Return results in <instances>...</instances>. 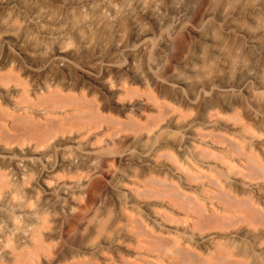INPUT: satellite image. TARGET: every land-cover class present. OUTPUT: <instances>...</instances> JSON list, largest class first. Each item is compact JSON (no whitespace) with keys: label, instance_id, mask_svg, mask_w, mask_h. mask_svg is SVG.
<instances>
[{"label":"rangeland","instance_id":"374dc122","mask_svg":"<svg viewBox=\"0 0 264 264\" xmlns=\"http://www.w3.org/2000/svg\"><path fill=\"white\" fill-rule=\"evenodd\" d=\"M172 3L176 8L166 14L174 21L183 17L176 30L170 24L162 28V23L158 30L145 20L152 64L159 33L174 41L164 61L150 69L154 81L143 74L136 78L138 65L135 74L129 71V53L141 47L131 21L125 20L117 33L108 13V20L98 23L82 7L90 20L84 32L91 43L84 49L75 39L62 38L63 59L53 67L68 79L74 70L86 69L98 51L100 61L90 73L103 77L108 66L113 68L105 79L109 91L90 80L77 90L73 81L48 80L47 89L32 95L36 77L19 71L34 102L30 123H23L24 105L14 104L15 90H0V108L11 115L4 118L10 129L0 130V173L9 184L0 207L7 212L19 208L44 223L42 249L26 264H264V221L243 222V209L220 200L231 190L240 205L264 209V0ZM186 4L190 8L184 13ZM91 7L98 9L100 2ZM12 53L31 70L53 64L28 62L16 50ZM43 56H55L52 42ZM46 90L57 92L60 104L41 100ZM148 92L156 103L146 100ZM73 96L92 109L85 102L67 104ZM92 112L99 127L89 120ZM45 154L53 168L42 160ZM29 159L33 165L23 179L17 178L12 162ZM65 160L73 166H65ZM63 187L78 195L65 199ZM175 187L217 215L200 220L201 211L180 198ZM146 227L161 230L160 237H178L181 247L197 246L203 255L171 257L176 251H166V240L155 244L140 237L149 244L136 242Z\"/></svg>","mask_w":264,"mask_h":264},{"label":"bare ground","instance_id":"6f19581e","mask_svg":"<svg viewBox=\"0 0 264 264\" xmlns=\"http://www.w3.org/2000/svg\"><path fill=\"white\" fill-rule=\"evenodd\" d=\"M53 1L59 2L62 6L59 8H53L51 3ZM174 0H0V90L9 91L14 89V104L24 105L21 110L24 112L22 118L20 119L23 123H30L32 115V106L34 105L33 100H31V94L26 88L23 78L18 74L19 71L36 77L35 86L32 89V95H37V92L41 89H47L46 82L48 80H53L57 83L64 85L66 80L74 82V89H80L83 86L84 80H90L94 84L98 85L102 90L109 91V87L106 84V77L109 75L113 68L108 66L103 77L97 76L90 73L98 62L100 61V53L97 51L92 53L91 62L87 63L86 69L82 71H73V76L67 78L64 77L63 71L55 69L53 67L59 61H62V52L60 51V41L62 38H73L82 44V48H86L87 45L91 43V37L88 33L84 32L87 27V13H83L80 8L86 7L89 11L93 12L91 21L95 20L98 23L104 22L107 19L108 13L112 19L116 21L115 32H120L122 24L125 20H130L132 25V30L136 35H139L141 40L140 48L137 52L129 53L130 58V73H134L136 70V65L139 66L140 75L136 78L141 79L142 77H148L151 81L154 78L151 75L150 69L152 66L161 64L165 57V51L172 48L174 41L170 38L169 34L159 33L160 48L156 52L155 63L152 64L147 56V51L150 47L148 42V36L150 31L145 28L147 22L152 23L154 27L158 30L168 26H172L173 30L178 28V25L182 23L183 17L178 18L177 21L172 20L166 12L177 5L172 2ZM95 2H100V7L94 9L91 7ZM184 6V5H183ZM182 10L186 13L190 4H186ZM92 8V9H91ZM136 14L140 16L138 20L133 18ZM144 16V17H143ZM179 23V24H178ZM160 25V26H159ZM53 43L55 56L45 59L43 56L44 51L47 48V44ZM179 49L182 47V43L179 42ZM12 50H16L18 54L26 61L32 62L35 59H40L45 62V65L49 61H53V64L49 67H44L38 70H31L23 67L21 63L14 59ZM69 67V65H68ZM116 74L121 76L119 70L115 71ZM67 88V87H66ZM65 88V89H66ZM47 91V96L43 100L48 105L60 104L58 99L60 96L55 91ZM125 90V93H128ZM116 95L117 92H114ZM119 94V93H118ZM12 96V97H13ZM145 98L148 102H155L156 98L151 93L145 94ZM81 102H85L84 99L80 97H69L66 101L67 104L77 107ZM87 106V109H92V106L88 103H83ZM86 108L85 106H83ZM8 113L0 108V130L10 129L8 124H5L6 120L4 118L10 117ZM94 113H90L89 120L94 125L99 127V124L94 122ZM50 125H57L59 127L61 123L53 122L49 120ZM83 123L87 122H74V125L81 126ZM14 124V123H13ZM51 149H54L52 147ZM213 155V154H211ZM214 156V155H213ZM49 156L45 154L42 160L48 165V167L53 168L54 165L48 160ZM170 159L174 164L178 161L172 156ZM34 163L33 159L25 160L22 164L17 162H12L11 171L13 174L19 178L23 179L26 175V170L28 167L32 166ZM65 166L72 167V163L69 160L63 161ZM26 169V170H25ZM50 174V173H49ZM193 178V176H192ZM194 179H199L194 176ZM8 182L4 173H0V203H2L7 195L1 197L2 192L8 187ZM71 187H63L62 193L66 198H73L77 196L78 192L69 191ZM177 194L180 198H187L188 202L196 206V210L201 211L202 215L200 220H208L211 215H217L216 212H210L206 207L204 202L197 199L192 194H186L184 190H180L178 187ZM210 194V193H208ZM223 197H220L221 201H224L225 205L239 207L244 210L241 221L252 224L258 220L264 221V209L259 206H254L251 204L249 206H242L241 201L237 200V194L231 190L224 191L222 193ZM56 206L60 205L59 202L53 201ZM252 208V209H251ZM253 212H251V210ZM68 210H72L69 206ZM218 211V210H217ZM250 211V212H249ZM257 216V217H256ZM23 219L24 221L19 226L17 221ZM2 223L4 224L2 228ZM145 227V225H144ZM143 227V228H144ZM44 228L43 220L41 223L35 221L34 216L21 213L20 209L17 208L15 211H6L3 207H0V264H26L28 260L37 256V253L42 249L41 242V229ZM163 232L157 230H147L139 231L137 234L138 243L149 244L148 241L140 240V237L150 238L155 244L163 242L166 240V251H170L172 248L176 251L171 253V257L174 255H188L195 258H201L203 255L202 251L199 250L197 246L193 247H181L178 237H160ZM170 236V233L167 232ZM2 255V256H1ZM140 255V253L138 254ZM209 258H212V254H209ZM121 260H123L121 258ZM78 264H87L86 262H79ZM135 264V263H128Z\"/></svg>","mask_w":264,"mask_h":264}]
</instances>
